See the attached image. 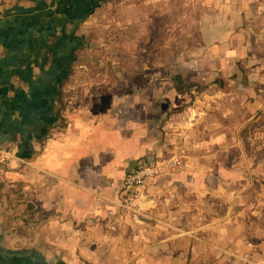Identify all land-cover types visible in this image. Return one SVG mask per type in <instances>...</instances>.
<instances>
[{"label":"crops","instance_id":"crops-1","mask_svg":"<svg viewBox=\"0 0 264 264\" xmlns=\"http://www.w3.org/2000/svg\"><path fill=\"white\" fill-rule=\"evenodd\" d=\"M63 3L0 0V264H264V199L230 189L240 175L224 169L230 112L208 125L207 95L190 102L182 84L212 71L235 80L234 48L249 51L225 29L236 22L223 18L222 41L202 46L223 49L219 60L178 62L184 71L138 77L126 93L79 94L49 67ZM171 158L180 165L147 184L138 220L120 214L126 174Z\"/></svg>","mask_w":264,"mask_h":264},{"label":"rangeland","instance_id":"rangeland-1","mask_svg":"<svg viewBox=\"0 0 264 264\" xmlns=\"http://www.w3.org/2000/svg\"><path fill=\"white\" fill-rule=\"evenodd\" d=\"M58 7L65 8V20L55 26L63 25L65 30L59 38L53 36L49 67L52 75L69 74L68 85L75 84L71 91L79 94L106 89L126 93L130 82L133 88L142 85L138 77L152 78L160 72L166 78L170 71H184L176 67L178 62L219 60L223 49L212 55L211 48L202 46L219 45L223 38L216 34L223 18L235 21L225 29L243 34L249 48L233 50L239 53L231 59L236 64L235 80L212 71L213 78L205 84L187 80L182 84L190 102L200 93L207 95L201 97L208 104L205 108L214 110L208 113V125L216 123L220 110L230 112L224 118L228 134L222 152L224 169L229 175L239 174L242 184L229 188L244 189L250 204L259 196L264 199V0H65ZM142 87L147 89L145 84ZM215 94L220 101H211Z\"/></svg>","mask_w":264,"mask_h":264},{"label":"built area","instance_id":"built-area-1","mask_svg":"<svg viewBox=\"0 0 264 264\" xmlns=\"http://www.w3.org/2000/svg\"><path fill=\"white\" fill-rule=\"evenodd\" d=\"M0 163H2L1 157ZM179 165L180 162L176 158L161 161L139 160L124 177L118 202L120 214L129 217L134 222L137 221L147 184L158 180L167 172L175 170Z\"/></svg>","mask_w":264,"mask_h":264},{"label":"trees","instance_id":"trees-1","mask_svg":"<svg viewBox=\"0 0 264 264\" xmlns=\"http://www.w3.org/2000/svg\"><path fill=\"white\" fill-rule=\"evenodd\" d=\"M69 74H67L66 76H64V80L65 81H67V78L69 77L68 76ZM64 80H62L60 83H59V90H58V92H57V99H58V104L60 105L59 107H58V111H57V117H59V111L62 109V105H61V103H60V98H61V85H62V83H63V81Z\"/></svg>","mask_w":264,"mask_h":264}]
</instances>
